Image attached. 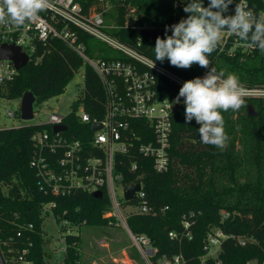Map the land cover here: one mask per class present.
<instances>
[{
    "label": "trees",
    "instance_id": "1",
    "mask_svg": "<svg viewBox=\"0 0 264 264\" xmlns=\"http://www.w3.org/2000/svg\"><path fill=\"white\" fill-rule=\"evenodd\" d=\"M237 0H233L228 11ZM84 12L100 11L97 0H76ZM104 21L112 28L107 33L120 43L153 63L180 76L184 80L200 77L214 67L217 72L234 73L246 88L264 87V53L258 49L227 56L216 49L209 56L208 68L193 65L190 69L172 66L165 59L155 61V40L142 37V29H156L160 38L171 35V27L187 18L182 0H103ZM214 11L216 9H213ZM166 27L168 31L166 33ZM77 42L85 47L87 56L96 59L129 61L143 69L137 61L123 56L103 53L97 46L104 44L83 31L71 28ZM110 48V47H108ZM111 49V48H110ZM39 64L29 62L18 71L16 78L0 86V97L19 99L29 91L39 105L61 95L76 73L84 65V86L72 103V110L82 105L91 117L103 113L104 91L98 76L66 44L50 40L37 44ZM180 87L164 77L156 76L158 98L174 100ZM252 105L256 116H248ZM225 131L229 137L223 149L205 145L198 138V124L185 119V106L175 105L171 114L170 157L168 172L158 174L143 171L145 199L123 206H137L145 202L156 214H130L126 219L129 230L143 234L156 249V259L181 254L185 264H264V99H246L239 111L222 112ZM66 124L70 132L82 128L74 115ZM200 126V125H199ZM37 125H22L0 129V264H46L47 239L43 223L52 215L64 238V264H81L79 236L67 233L69 227L115 226V219L107 217L110 201L103 191L95 198L84 191L66 197H55L39 189L35 171L29 162L33 152L31 134ZM87 134L90 129L87 127ZM52 205L46 209L47 205ZM238 215L240 223L232 218L222 219L221 213ZM183 221L189 222L191 239L184 236ZM219 228L226 234L250 239L240 246L235 239L223 240L217 257L206 258V233ZM176 238H169V233Z\"/></svg>",
    "mask_w": 264,
    "mask_h": 264
},
{
    "label": "built area",
    "instance_id": "2",
    "mask_svg": "<svg viewBox=\"0 0 264 264\" xmlns=\"http://www.w3.org/2000/svg\"><path fill=\"white\" fill-rule=\"evenodd\" d=\"M102 10L84 12L76 0H50L51 7L39 13L38 17L21 28L0 26V45H15L28 56V63L37 65L41 56L36 55L37 44L44 45L50 40H59L74 51L98 76L104 91V110L101 117H91L82 105L77 110L60 116L52 113L47 123L36 124V132L31 134L33 146L29 162L30 168L36 173L39 189L45 194L55 197H66L76 191L90 194L104 191L110 201L111 210L107 217H113L117 225L125 230L133 248L140 255L143 264H185L181 254L162 256L156 261V249L150 239L143 234L132 233L126 224L130 214H156V211L145 202L134 206L136 210L126 215L122 212L124 189L139 185L140 190L134 199H145L143 191V171L150 169L155 173L168 172L171 166L170 136L171 114L175 105L185 106L184 98L180 103L175 100L159 99L156 91V76L160 75L178 87L184 80L180 76L155 64L134 50L110 36L107 30L112 28L104 21L107 8L103 0H97ZM185 1V6L191 0ZM245 3L255 15L264 16V0H237L229 12L234 15L238 3ZM210 0H203L207 7ZM186 19V17H185ZM71 28H76L104 43L111 49L131 58L143 69L129 61L119 59H96L87 56L85 47L77 42ZM218 51L227 56L241 52H252L255 48L248 47L233 35L223 34ZM18 71L9 60H0V86L12 82ZM208 72H204L203 78ZM246 99H264V87L247 88ZM34 114V112H33ZM9 117L13 113L7 112ZM74 115L82 128L70 132L66 124ZM99 124L100 128L93 130ZM53 126H66L64 131H53ZM90 134H87V129ZM120 191L121 197L117 195ZM124 202V201H123ZM52 205H47L49 209ZM222 219L234 218L226 212L221 213ZM186 230L184 236L191 239L188 230L189 222L183 221ZM169 238L177 237L169 233ZM225 239H235L240 246H245L250 239L246 236L226 234L219 228H212L206 233V258L217 257L221 244ZM253 264V263H251Z\"/></svg>",
    "mask_w": 264,
    "mask_h": 264
},
{
    "label": "clouds",
    "instance_id": "3",
    "mask_svg": "<svg viewBox=\"0 0 264 264\" xmlns=\"http://www.w3.org/2000/svg\"><path fill=\"white\" fill-rule=\"evenodd\" d=\"M232 2L210 0L204 7L203 0H191L183 9L190 15L170 26L171 35L156 38L155 61L167 59L180 69H190L193 65L208 68L209 56L220 45L224 33L264 53V16L258 17L243 2L236 5L234 15L225 16ZM50 7V0H0V26L21 28ZM248 95L249 90L236 74L226 75L212 67L203 78L184 82L175 103L184 98L186 122L195 119L200 125L198 132L203 144L223 149L229 137L222 112L239 111L246 106Z\"/></svg>",
    "mask_w": 264,
    "mask_h": 264
},
{
    "label": "rangeland",
    "instance_id": "4",
    "mask_svg": "<svg viewBox=\"0 0 264 264\" xmlns=\"http://www.w3.org/2000/svg\"><path fill=\"white\" fill-rule=\"evenodd\" d=\"M97 47L103 53L118 55L117 51L108 48L105 44H99ZM84 70L83 65L76 71L61 95L39 105H33L34 114L30 121H23L20 118L21 98L8 100L0 97V129L47 123L52 113L60 116L68 114L72 103L83 89ZM7 112L13 113V116L9 117ZM117 195L121 197L119 190ZM134 210L136 208L133 205L122 207L124 215ZM43 230L47 239L45 244L46 264H64V238L52 215L46 217ZM67 230L68 234L77 235L80 238L78 248L81 264H143L140 255L131 245L121 225L115 223V226L106 227L79 226L69 227Z\"/></svg>",
    "mask_w": 264,
    "mask_h": 264
},
{
    "label": "water",
    "instance_id": "5",
    "mask_svg": "<svg viewBox=\"0 0 264 264\" xmlns=\"http://www.w3.org/2000/svg\"><path fill=\"white\" fill-rule=\"evenodd\" d=\"M139 35L142 37L155 40L159 36V31L151 28L142 29L139 31ZM0 60H9L14 64V67L17 70H20L26 65H28V56L24 52H22L19 47L15 45H5V44L0 45ZM35 102H36L35 96L29 91L23 93V95L21 96L20 118L23 121H30L33 119V105L35 104ZM247 109H248L247 112L248 116L250 117L256 116V112L252 105H249ZM199 127L200 126L198 125L197 129H199ZM99 128H100L99 124H95L93 126V130H97ZM64 130H66V126H53L54 132L64 131ZM198 138L200 139L199 132H198ZM139 190H140L139 185L124 189L123 201L125 203H131L132 201H134L135 193L138 192ZM92 195L95 198H99L101 197L102 194L100 191H98L93 193ZM233 221L236 223H240L241 219L238 215H235Z\"/></svg>",
    "mask_w": 264,
    "mask_h": 264
}]
</instances>
